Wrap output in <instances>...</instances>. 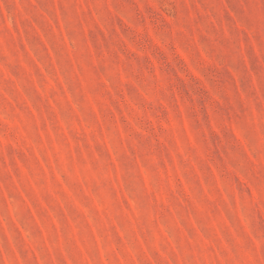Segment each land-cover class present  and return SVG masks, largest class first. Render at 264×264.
Here are the masks:
<instances>
[{"label": "rangeland", "instance_id": "rangeland-1", "mask_svg": "<svg viewBox=\"0 0 264 264\" xmlns=\"http://www.w3.org/2000/svg\"><path fill=\"white\" fill-rule=\"evenodd\" d=\"M0 264H264V0H0Z\"/></svg>", "mask_w": 264, "mask_h": 264}]
</instances>
